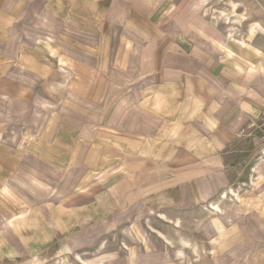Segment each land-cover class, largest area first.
Returning <instances> with one entry per match:
<instances>
[{
	"label": "crops",
	"instance_id": "obj_1",
	"mask_svg": "<svg viewBox=\"0 0 264 264\" xmlns=\"http://www.w3.org/2000/svg\"><path fill=\"white\" fill-rule=\"evenodd\" d=\"M155 6L0 0V97L46 115L0 147V172L79 170L88 225L139 204L205 206L264 122V40L235 46Z\"/></svg>",
	"mask_w": 264,
	"mask_h": 264
},
{
	"label": "rangeland",
	"instance_id": "obj_2",
	"mask_svg": "<svg viewBox=\"0 0 264 264\" xmlns=\"http://www.w3.org/2000/svg\"><path fill=\"white\" fill-rule=\"evenodd\" d=\"M151 1L156 12L188 18L232 45H246L252 35L264 40L261 30L249 26L258 22L264 28V0ZM232 4L244 20L228 34L221 16L228 14L233 23ZM45 116L28 100L0 97V147L12 149L22 135L39 129L29 119L43 123ZM258 136L254 130L246 137L229 185L239 196L218 202L220 213L208 206L221 191L205 206L139 204L113 223L88 225L81 208L87 194H77L89 179L78 182L79 170L41 165L35 175L36 165L26 161L17 175L0 172V264H264V152ZM181 238L194 242L200 256L179 250Z\"/></svg>",
	"mask_w": 264,
	"mask_h": 264
},
{
	"label": "bare ground",
	"instance_id": "obj_3",
	"mask_svg": "<svg viewBox=\"0 0 264 264\" xmlns=\"http://www.w3.org/2000/svg\"><path fill=\"white\" fill-rule=\"evenodd\" d=\"M232 7H233V9L231 10V12L233 14V17H231L232 18L231 21H233V23L230 22L228 14H224L223 16H221V19H224V23H226V30H227L228 34L229 33L231 34L232 32H234V30L238 31V29H236L238 24L236 26V23H241L244 20V16L242 15V13L241 14H237L235 12L236 11V10H234V8L236 7L235 4H232ZM212 19L214 20V19H216V17L213 16ZM249 26L252 27V28H257V29L261 30L264 33V28L258 22L250 23ZM258 164H260V163H258ZM258 164L254 168L253 171H256L258 169V167H259ZM251 180H252V183H253V181H254L253 175H252V179ZM232 195L239 196L234 191L233 188H229L228 191H222L220 193L219 199L228 200L229 196H232ZM211 205H210L211 206L210 208L213 209L212 211H215L216 213H220L221 212V208H220V205H219L218 201H216L215 203H211ZM179 245H180V247H179L180 249L179 250H185V251L189 250V251H191V253L195 257H199L200 256V251H199V249L197 248V246H196V244L194 242H191V241H189L187 239L185 240V239L181 238Z\"/></svg>",
	"mask_w": 264,
	"mask_h": 264
},
{
	"label": "built area",
	"instance_id": "obj_4",
	"mask_svg": "<svg viewBox=\"0 0 264 264\" xmlns=\"http://www.w3.org/2000/svg\"><path fill=\"white\" fill-rule=\"evenodd\" d=\"M254 130L259 133V145L261 147V151L264 152V122L256 124L254 126Z\"/></svg>",
	"mask_w": 264,
	"mask_h": 264
}]
</instances>
